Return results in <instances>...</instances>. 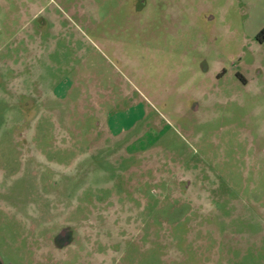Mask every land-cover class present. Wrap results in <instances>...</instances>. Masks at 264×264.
<instances>
[{"label": "rangeland", "instance_id": "374dc122", "mask_svg": "<svg viewBox=\"0 0 264 264\" xmlns=\"http://www.w3.org/2000/svg\"><path fill=\"white\" fill-rule=\"evenodd\" d=\"M138 1L0 0V264H264V5Z\"/></svg>", "mask_w": 264, "mask_h": 264}, {"label": "flooded vegetation", "instance_id": "af4514ba", "mask_svg": "<svg viewBox=\"0 0 264 264\" xmlns=\"http://www.w3.org/2000/svg\"><path fill=\"white\" fill-rule=\"evenodd\" d=\"M125 4L127 2V0H123ZM138 2L141 4V5H138ZM142 2V3H141ZM138 1V0H129V2H127V4L129 5V10H128V13H126V17H127V20H130V19H134V17H130V16H137L139 13H140V10L144 9L145 10V5L146 3H144V1ZM118 6H119V3H117ZM120 7V6H119ZM125 15V14H124ZM62 228H68L67 230H69V235L67 237V241L63 244V245H60L59 242H58V239L56 237V235L59 233V231L62 229ZM34 238V237H33ZM34 240L36 241V239L34 238ZM72 242V231H71V228L68 227V226H63V227H60L58 229V231L56 233H54L51 237V245L54 247V248H57V249H61L63 247H66L68 246L70 243Z\"/></svg>", "mask_w": 264, "mask_h": 264}, {"label": "crops", "instance_id": "0c3cea01", "mask_svg": "<svg viewBox=\"0 0 264 264\" xmlns=\"http://www.w3.org/2000/svg\"><path fill=\"white\" fill-rule=\"evenodd\" d=\"M241 5H245L247 8H254L256 10V3L264 5V0H237ZM261 19H264V16L261 17Z\"/></svg>", "mask_w": 264, "mask_h": 264}, {"label": "water", "instance_id": "95a60500", "mask_svg": "<svg viewBox=\"0 0 264 264\" xmlns=\"http://www.w3.org/2000/svg\"><path fill=\"white\" fill-rule=\"evenodd\" d=\"M67 229L66 228H62L59 231V233L56 235L60 245H63L67 241V237L69 235V230H67Z\"/></svg>", "mask_w": 264, "mask_h": 264}, {"label": "trees", "instance_id": "16d2710c", "mask_svg": "<svg viewBox=\"0 0 264 264\" xmlns=\"http://www.w3.org/2000/svg\"><path fill=\"white\" fill-rule=\"evenodd\" d=\"M264 32V30H260L257 34H256V38L259 37V35H261Z\"/></svg>", "mask_w": 264, "mask_h": 264}]
</instances>
